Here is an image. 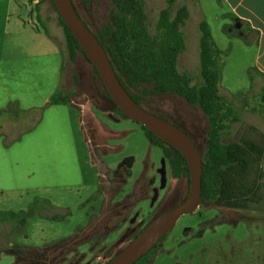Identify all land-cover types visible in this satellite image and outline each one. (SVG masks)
<instances>
[{"label": "rangeland", "instance_id": "374dc122", "mask_svg": "<svg viewBox=\"0 0 264 264\" xmlns=\"http://www.w3.org/2000/svg\"><path fill=\"white\" fill-rule=\"evenodd\" d=\"M141 1L154 34L169 0ZM74 3L95 33L113 6L112 0ZM183 5L189 18L181 26L186 49L178 68L200 86V22L208 21L219 48L228 45L226 34L241 29L225 14L226 34L221 30L224 0H176L172 15ZM23 14L26 23L9 27L0 62V111L16 104L19 114L0 118V213L20 212L26 222L0 220V264H107L156 215L185 199L189 179L172 176L162 148L150 143L140 123L111 110L83 53L69 57L51 0H27ZM230 50L220 55L223 143L237 141L250 126L264 132V80L238 48L226 58ZM130 89L144 107L180 124L206 148L211 122L202 108L178 94L142 92L153 91L149 83ZM57 92L68 101L49 105ZM148 264H264V192L248 209L200 204L182 215Z\"/></svg>", "mask_w": 264, "mask_h": 264}, {"label": "trees", "instance_id": "16d2710c", "mask_svg": "<svg viewBox=\"0 0 264 264\" xmlns=\"http://www.w3.org/2000/svg\"><path fill=\"white\" fill-rule=\"evenodd\" d=\"M175 1L169 0V7L161 11L156 32L152 34L145 20L141 0H112L113 6L109 20L95 34L106 48L122 84L139 104L142 105L140 95L133 93L130 87L149 83L153 85V91L142 89V92L178 94L190 104L202 108L209 117L211 128L207 131L206 148L201 149L203 154L201 204L248 209L252 204L263 199L264 132L255 126H250L237 141L231 143L221 141L220 130L224 128V123L220 122L218 117V99L223 71V64L220 62L221 50L214 40L208 21L203 19L199 24L203 83L200 86L192 85L191 77L186 73H181L178 68L180 53L186 49V36L181 26L189 18V9L183 5L172 15L170 9ZM51 2L58 12L54 0ZM78 12L80 13L79 10ZM58 16L64 28L69 57L75 60L79 53H83L84 57L90 61L59 12ZM94 68L102 85L99 95L112 103L110 107L112 111L128 117L112 100L95 65ZM68 99V94L57 92L50 98L49 105L65 103ZM101 107L104 106L101 105ZM150 111L160 115L153 110ZM17 112V105L10 104L7 109L0 111V118L4 115L19 117ZM32 122L30 127H25L23 130H29L37 121ZM141 127L150 143L162 148L164 156L170 163L172 176L177 179L186 176L190 182V169L182 153L146 126L141 125ZM185 130L192 136L187 129ZM194 140L200 146L195 138ZM19 217L20 212L9 211L7 215L4 212L0 213V220L18 219L23 223L26 222L25 217L21 219ZM166 236L150 253L135 264H148L162 246Z\"/></svg>", "mask_w": 264, "mask_h": 264}, {"label": "water", "instance_id": "95a60500", "mask_svg": "<svg viewBox=\"0 0 264 264\" xmlns=\"http://www.w3.org/2000/svg\"><path fill=\"white\" fill-rule=\"evenodd\" d=\"M56 8L90 61L96 66L115 104L131 119L146 126L185 157L190 169L187 197L155 216L107 264H135L150 253L177 224L182 215L194 212L202 201L203 154L201 147L181 126L139 104L122 84L110 56L95 32L78 12L74 0H54Z\"/></svg>", "mask_w": 264, "mask_h": 264}, {"label": "crops", "instance_id": "0c3cea01", "mask_svg": "<svg viewBox=\"0 0 264 264\" xmlns=\"http://www.w3.org/2000/svg\"><path fill=\"white\" fill-rule=\"evenodd\" d=\"M26 1L0 0V62H3L5 58L9 27H19L26 23L23 14ZM224 3L227 12L218 13V18H221V30L225 33L224 25L227 22L223 20V16L228 14L236 23V31L241 29L239 30L241 32H238L237 36L225 33L228 36V45L225 48L220 47L221 50L225 51L231 46V50L225 55L230 58L238 48L239 56L247 55L250 58L249 69H252L254 74L264 80V0H224ZM35 30L38 31L37 33H41L43 29L35 28ZM46 34L53 42L54 53H57L58 48L54 44V39L48 33ZM111 114L113 113L109 115Z\"/></svg>", "mask_w": 264, "mask_h": 264}, {"label": "flooded vegetation", "instance_id": "af4514ba", "mask_svg": "<svg viewBox=\"0 0 264 264\" xmlns=\"http://www.w3.org/2000/svg\"><path fill=\"white\" fill-rule=\"evenodd\" d=\"M136 236H137V235H136ZM136 236H135V237H136Z\"/></svg>", "mask_w": 264, "mask_h": 264}]
</instances>
